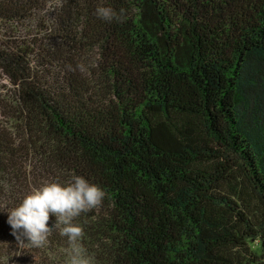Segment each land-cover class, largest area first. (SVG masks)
<instances>
[{
  "label": "trees",
  "instance_id": "trees-1",
  "mask_svg": "<svg viewBox=\"0 0 264 264\" xmlns=\"http://www.w3.org/2000/svg\"><path fill=\"white\" fill-rule=\"evenodd\" d=\"M0 264H264V0H0Z\"/></svg>",
  "mask_w": 264,
  "mask_h": 264
},
{
  "label": "rangeland",
  "instance_id": "rangeland-1",
  "mask_svg": "<svg viewBox=\"0 0 264 264\" xmlns=\"http://www.w3.org/2000/svg\"><path fill=\"white\" fill-rule=\"evenodd\" d=\"M8 88L11 86L6 82V80L0 75V95L9 97L10 93Z\"/></svg>",
  "mask_w": 264,
  "mask_h": 264
}]
</instances>
